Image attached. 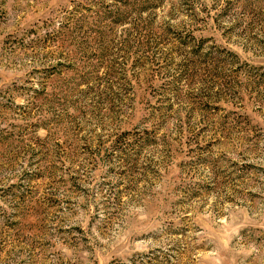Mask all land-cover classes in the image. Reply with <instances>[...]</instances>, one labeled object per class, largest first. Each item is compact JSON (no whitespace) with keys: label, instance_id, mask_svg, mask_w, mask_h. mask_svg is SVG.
I'll list each match as a JSON object with an SVG mask.
<instances>
[{"label":"rangeland","instance_id":"374dc122","mask_svg":"<svg viewBox=\"0 0 264 264\" xmlns=\"http://www.w3.org/2000/svg\"><path fill=\"white\" fill-rule=\"evenodd\" d=\"M0 264H264V0H0Z\"/></svg>","mask_w":264,"mask_h":264}]
</instances>
